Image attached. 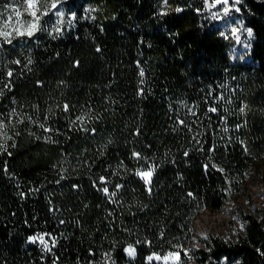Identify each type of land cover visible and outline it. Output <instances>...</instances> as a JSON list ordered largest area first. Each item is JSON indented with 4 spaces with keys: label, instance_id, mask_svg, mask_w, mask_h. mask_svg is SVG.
Returning a JSON list of instances; mask_svg holds the SVG:
<instances>
[{
    "label": "trees",
    "instance_id": "obj_1",
    "mask_svg": "<svg viewBox=\"0 0 264 264\" xmlns=\"http://www.w3.org/2000/svg\"><path fill=\"white\" fill-rule=\"evenodd\" d=\"M160 1L60 0L28 36L0 0V264H264V202L235 237L195 227L264 165V0L238 4L242 61L206 0Z\"/></svg>",
    "mask_w": 264,
    "mask_h": 264
},
{
    "label": "rangeland",
    "instance_id": "obj_2",
    "mask_svg": "<svg viewBox=\"0 0 264 264\" xmlns=\"http://www.w3.org/2000/svg\"><path fill=\"white\" fill-rule=\"evenodd\" d=\"M243 0H228L224 3L223 0H206L208 6L207 10L214 22L224 30L228 36L232 58L234 61H242L247 59V52L252 40V33L249 28L245 26L238 16V4ZM26 6V3H23ZM165 0L160 1V10L164 9ZM12 9H16L14 5ZM227 9V11H225ZM17 11V9H16ZM11 19L6 22L18 23V18L14 14H10ZM235 30V31H234ZM237 80L224 79L219 85V99H226L225 97L234 98L237 95ZM249 193L242 192L237 199H231L219 211L205 210L199 214L195 219V227L198 234L214 233L225 237H235L236 229L242 228V222L239 216L240 209L250 211L255 207H262L264 202V165L254 170L248 179ZM232 221L234 224H232ZM129 249V247L127 248ZM128 253V251H127ZM178 253H169L166 255H151L152 260L158 261L162 264H181V259ZM129 255V254H128ZM129 257L133 258L134 256ZM159 257V259H157Z\"/></svg>",
    "mask_w": 264,
    "mask_h": 264
},
{
    "label": "snow or ice",
    "instance_id": "obj_3",
    "mask_svg": "<svg viewBox=\"0 0 264 264\" xmlns=\"http://www.w3.org/2000/svg\"><path fill=\"white\" fill-rule=\"evenodd\" d=\"M224 3H227L228 0H223ZM237 2H239V0H237ZM25 3L27 5V9L26 10H31L30 11V15L33 18L32 21H30L28 23V27L24 32H21L19 30L16 31L17 35H25L27 34L28 36H31L33 34L34 31H36L39 27V20L41 16L47 15L49 11H51L52 9L57 8L58 4L60 3V0H50V4L49 3H44L43 0H25ZM14 12H16V15L19 16L20 13L16 11V9H13ZM225 11H227V9H225ZM39 13V15H38ZM56 15L58 16H63L62 12H57ZM9 19H11V17H9ZM55 31L59 32L60 28L57 27L55 29ZM235 31V30H234ZM249 34H250V30H249ZM12 35L11 32H6L2 29H0V37H3L5 41H7L8 43H11V39H9V37ZM16 63H19V61H16ZM9 76L12 75L11 72L8 73ZM141 75H143V72H141ZM68 106L65 105V110H67ZM210 111L215 112L216 109H210ZM241 111H243V109H241ZM78 119H82V118H78ZM181 123H183V121H181ZM4 126L2 124H0V129H2ZM41 127H43V125H41ZM0 147H3V145H0ZM134 156H139V153H134ZM185 155H187V153H185ZM154 171V169H149L148 171H144V172H138L137 174L140 175L143 179H145L146 183H150L151 182V175L152 172ZM103 179V178H101ZM103 191L105 193L108 192L107 188H104ZM115 193H113L114 195ZM34 242L39 239V241L45 245L46 250L47 249V241L44 240L43 236H39V237H32L31 238ZM53 244H55V241H53ZM128 254L130 256H134L135 255V249L132 247H129V249H127ZM178 255V254H177ZM149 261L152 260V257H148ZM157 259H159V257H157Z\"/></svg>",
    "mask_w": 264,
    "mask_h": 264
}]
</instances>
